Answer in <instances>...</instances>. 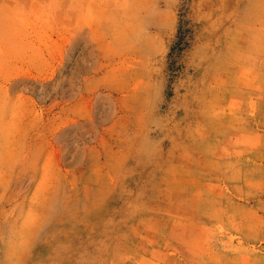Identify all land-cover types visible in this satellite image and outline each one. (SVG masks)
Segmentation results:
<instances>
[{
  "label": "rangeland",
  "instance_id": "rangeland-1",
  "mask_svg": "<svg viewBox=\"0 0 264 264\" xmlns=\"http://www.w3.org/2000/svg\"><path fill=\"white\" fill-rule=\"evenodd\" d=\"M0 264H264V0H0Z\"/></svg>",
  "mask_w": 264,
  "mask_h": 264
},
{
  "label": "trees",
  "instance_id": "trees-1",
  "mask_svg": "<svg viewBox=\"0 0 264 264\" xmlns=\"http://www.w3.org/2000/svg\"><path fill=\"white\" fill-rule=\"evenodd\" d=\"M187 34H188V31L179 32V37H178L179 41L176 44V46L174 47V49H172V55H171L172 58L175 57V53L176 52L182 51L183 48L188 45V43H187V41H188L187 40V38H188ZM172 67L175 68L173 65H172Z\"/></svg>",
  "mask_w": 264,
  "mask_h": 264
}]
</instances>
